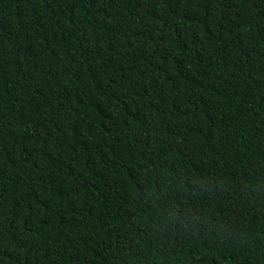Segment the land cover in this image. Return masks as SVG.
I'll return each mask as SVG.
<instances>
[{
	"label": "trees",
	"instance_id": "obj_1",
	"mask_svg": "<svg viewBox=\"0 0 264 264\" xmlns=\"http://www.w3.org/2000/svg\"><path fill=\"white\" fill-rule=\"evenodd\" d=\"M0 264H264V0H0Z\"/></svg>",
	"mask_w": 264,
	"mask_h": 264
}]
</instances>
